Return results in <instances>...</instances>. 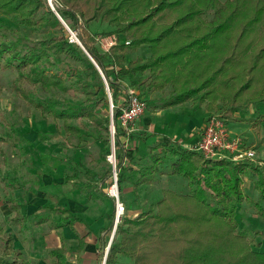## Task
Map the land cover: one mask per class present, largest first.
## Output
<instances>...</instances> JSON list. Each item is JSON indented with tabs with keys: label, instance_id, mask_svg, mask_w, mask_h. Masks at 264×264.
<instances>
[{
	"label": "trees",
	"instance_id": "16d2710c",
	"mask_svg": "<svg viewBox=\"0 0 264 264\" xmlns=\"http://www.w3.org/2000/svg\"><path fill=\"white\" fill-rule=\"evenodd\" d=\"M2 1L0 8L11 13H20L28 6L37 16L34 24L49 35L31 43L21 36L0 42V68L14 72L19 83L41 88H58L61 78L51 74L63 72L85 99L69 103L36 97L15 87L21 97L45 117L59 122L55 124L64 131L72 128L67 122L72 119L97 121L95 132L101 141V153L90 165L78 161L71 175L64 177L75 181L74 187L85 199L101 201L109 197L103 189L112 182V167L105 163L112 151L107 135L111 120L105 85L111 94L112 122L116 126L113 147L118 190L125 182L136 190L150 181L164 158L155 147L156 153L145 158L146 165L137 163L135 152L125 150L120 142L123 133L117 129L116 119L122 106L118 105V96L123 95L125 104L126 86L138 90L142 98L164 91L160 97L164 108L190 99L213 101L225 95L233 106L224 111L227 117L239 109L240 94H259L255 103H264V1L55 0V11L65 26L45 0ZM97 20L113 27L107 35H114L115 43L106 51L96 46L84 27ZM68 29L78 43L69 40ZM142 47L147 48L146 57L133 59V53ZM82 48L90 59L83 55ZM240 79H245L244 83L233 91V82ZM103 108L106 113L96 117L95 112ZM9 130L15 135L11 141L19 140L21 134L15 131V123ZM0 136L5 141L9 133L4 131ZM168 150L170 155L177 154L171 174L186 178L190 193L164 190L159 200L132 219L122 216L106 264L115 263L118 256L131 258L134 264H264V251L251 248L253 241L235 221L237 209L249 201L241 186L251 164L224 159L204 161L198 152L178 146ZM251 168L257 173L254 187L259 192L258 201L252 205L264 220V174ZM114 216L115 211L109 215L106 235L113 228ZM261 235L264 239V233ZM107 243L103 240L101 252ZM49 254L63 259L60 249Z\"/></svg>",
	"mask_w": 264,
	"mask_h": 264
},
{
	"label": "crops",
	"instance_id": "0c3cea01",
	"mask_svg": "<svg viewBox=\"0 0 264 264\" xmlns=\"http://www.w3.org/2000/svg\"><path fill=\"white\" fill-rule=\"evenodd\" d=\"M143 52L142 58L147 55L145 47ZM188 102L150 110L137 120L129 134L122 132L120 142L125 150L135 152L137 163L146 165L145 158L156 151L162 152L164 157L160 162L161 169H157L155 174L162 171L160 180L155 181L153 175V178L149 177L150 181L137 186L136 190L130 182H125L118 190L125 217L132 219L159 200L164 190L188 194L189 190L183 192L184 181L171 174V165L177 154L169 155L168 150L175 149V146L193 150L202 134L205 109H183L182 106H189ZM252 112L263 117L264 103L242 116L233 112L232 117L226 120L231 136H244L248 142L254 138L253 127L247 126L248 123H243L246 124L244 127L240 124L241 118L248 120ZM44 130L49 138L46 137L38 146L29 138L25 144L29 155L25 159L18 156L17 142L7 143L0 136V264H97L102 259L99 253L103 240H107L106 229L110 225L109 215L114 211V201L110 196L101 201L85 199L74 187L73 179L65 180V175H71L74 167L67 136L56 124L47 125ZM262 139L260 136L257 140L264 144ZM2 145H6L10 157ZM155 147L158 150L155 151ZM139 158H144L142 163ZM103 190L106 192V188ZM154 194L159 197L151 202L149 199ZM133 199H137V205L131 208ZM109 201L112 205L106 208ZM59 249L63 259L49 254ZM120 258L123 256H118L113 264H121ZM129 264H134L133 259L129 258Z\"/></svg>",
	"mask_w": 264,
	"mask_h": 264
},
{
	"label": "rangeland",
	"instance_id": "374dc122",
	"mask_svg": "<svg viewBox=\"0 0 264 264\" xmlns=\"http://www.w3.org/2000/svg\"><path fill=\"white\" fill-rule=\"evenodd\" d=\"M220 1L224 2L226 0H220ZM254 1H258V0H254ZM259 1H264V0H259ZM1 2L3 1L0 0V3ZM45 2L47 3L49 8L50 7L54 8L57 5L55 0H45ZM29 10L30 8H28V6H24L20 10V13L19 12L11 13L8 11V9L2 10L0 8V42L12 40L16 36H21L22 38H24V41L28 43L36 42L38 40H42L48 37L49 34L45 33L39 25L34 24L35 21H37L36 18L37 16L35 14H31ZM84 27L86 31L92 35L93 39L96 42V46L104 50L103 49L104 46L102 44L105 43L106 39L108 40H110V38L112 39V35L108 36L107 34L108 33L110 34L112 32L113 27L109 26L107 23L102 22L100 20L91 21L88 24H86ZM70 32L71 34L73 33V36L75 37L74 32L72 31ZM52 34L53 33L50 32V35ZM143 48L144 47H142V49H140L139 51L133 53L131 57L133 59L136 57H142V54L144 53ZM252 52L254 53L255 51ZM82 53H84L83 55L87 59H90L87 53L85 52L84 48H82ZM51 76L61 78V85L59 86L60 88L59 87L41 88L40 86L39 87L33 86L29 83H19V81L15 79L16 74L14 72H12L11 70H7L5 68H0V133L7 131L9 133V136L5 141H7V143H11L12 142L11 140L15 139L13 138L15 137V135L11 132V130H9V128L11 127V124H13L15 121L16 128L18 132L21 134L19 140L18 139L15 140V142H17V153L21 159H25L26 155L27 156L29 155V153L26 152L25 150V144L27 141H29V138L31 143H35L38 146L39 144H41V141H45V140H40V137H44L45 139L46 137H48L47 135L48 132L44 130L47 127V125L55 124V123H57V125H60V123L57 122L56 120L54 121L52 118L48 116L45 117V115L41 111H38L35 108H33L27 99L21 97L20 91L29 92L30 94L32 93L36 97H53L59 100H66L69 103L72 102L75 104L80 103L85 99V96H83V94L78 89H76V87L72 84L70 79L66 77L63 72L54 73L51 74ZM244 81L245 79L242 80L240 79L237 80L236 82H233V91H236L239 88L238 86L243 84ZM15 87H19L21 90L17 91ZM105 91L107 93L108 100L109 97L111 99V94L107 90L106 85H105ZM163 92L161 91L158 93L156 92L152 93L149 95V98L147 97L142 98L140 96L143 102L145 103L146 108L142 113V115L137 120H139L141 117H144V115H146V113L150 110L156 111L164 108L161 107L162 105L161 101L163 99L162 98L160 99V97H162V95L164 94ZM240 95L241 96L237 100L239 104V105L237 104L239 106V109L236 112H238L239 115L242 116L248 114V112L251 109H255V106H257L255 100L260 98V96L259 94L256 93L250 94V91ZM122 97L123 95L118 96V105L120 106H123ZM208 99L205 98L203 102H199L198 99H190L188 102L189 106H182V107L183 109H185L186 107L188 108L190 107L194 109H205L206 115L203 117L204 118L203 126L206 120L208 119V117L212 115H217L222 117L225 121V124H227L228 122H226V120L227 118H231L232 114L229 115L230 117H227V115L225 116L224 111L228 110L227 108H233V106L230 105L229 97L224 95V97L221 96L218 98H213V101L209 99L210 103L208 102L209 101ZM224 100H226L229 103V105L225 106L226 103L224 102ZM219 103L221 105H219ZM207 104H209V106H206ZM110 112L111 111L109 110L108 112L109 115ZM104 113H106V110L103 108L100 113L95 112V115L96 117H100ZM196 118H199V116L196 115ZM111 121H113L112 118ZM199 121H201V118H199ZM240 121L242 127H244L243 125H246L243 123H248L247 126L250 125L253 127V129L251 128V131L253 132L252 136H254V138L252 137V139L248 142V140H244V136L243 137L234 136V137H237L239 139V146L242 151L245 152L251 151L253 152V155L252 157L244 158L235 162H244L251 164L254 168H256L259 171H262L264 174V144L261 143L262 141L260 142L259 140H257L260 136H263L264 139V124L263 125L260 124L264 122V116L258 117L256 114L253 115L252 112V116L248 120H244L241 118ZM67 122H69L68 123L69 125L70 124L72 125V128L64 131L63 133L66 132L67 134L66 136H68L67 143L70 145V151L72 154L71 161L73 162L74 166L77 165L78 161H83L85 164L87 163L88 165H90V163L96 160L98 155L101 153V149H100L101 141L99 140V138L97 137V133L95 132V129L98 128V126L96 125L97 121L92 118L91 120H89L88 118L85 117L82 119L79 118L72 119ZM113 127L115 132L116 126L113 125ZM55 129L56 128H53V130ZM117 129L119 128L117 127ZM75 130L78 131L79 135L81 134V137L77 136V134L74 132ZM101 132L104 135L105 132L103 130ZM110 132L111 129L109 124L107 128V133H108L107 135H109L110 137L109 146L111 149L112 135L110 134ZM54 133L55 131L53 132V134ZM201 135L199 139L201 138ZM53 137H55V135H53ZM234 137L230 135L231 139ZM255 139L256 142L254 141ZM2 146H3L2 149L5 151L7 156L10 157V153L6 145H2ZM19 148L21 149L18 150ZM203 160L205 161L206 158H203ZM105 163L109 164L106 159H105ZM161 165L162 163H159L157 169H161ZM251 165L250 168L247 170V172L243 175L244 178L241 186V189L246 199H248L249 201L243 202L240 205V207L237 209L235 221L238 222L239 228H243L247 231V235L253 241L251 248L253 250L264 251V239L261 235L264 233V220L257 213V208L254 205H252V203L258 201L259 199V192L254 187V183L258 179V176L257 173H255L252 170ZM161 172H158V175H155L156 178L155 181L160 180L159 174H161ZM175 178L184 181L183 186L185 187L183 192H188L189 189H188L187 179L177 174L175 175ZM158 197H159L158 195L154 194L153 196L150 197L151 199L149 200L152 202L157 200ZM136 201L137 199H133L130 201L131 208H134L135 205H137ZM110 204L112 205L111 201H109L106 204V208ZM110 234L107 235V241H109ZM112 239L113 240L115 239V235H113ZM258 244L259 247L257 246ZM120 259H121V264H129L128 257H123Z\"/></svg>",
	"mask_w": 264,
	"mask_h": 264
},
{
	"label": "built area",
	"instance_id": "2783aa9c",
	"mask_svg": "<svg viewBox=\"0 0 264 264\" xmlns=\"http://www.w3.org/2000/svg\"><path fill=\"white\" fill-rule=\"evenodd\" d=\"M68 32L70 30L68 29ZM73 33L69 36L70 41L77 42L76 37H72ZM115 43V37L112 39L105 41L102 45L104 46V50H108ZM127 44V43H125ZM108 90V89H107ZM126 100L125 104L120 109V112L117 116V127L124 135L130 133L133 130L137 119L144 112L146 105L143 100L139 96V91L135 88L129 86L125 87ZM112 118V109L110 112V120ZM110 134L112 135V144H111V153L106 156V160L111 165V184L106 188V193L109 195L114 201V211L115 216L113 220V228L111 230L110 238L106 246H104L102 251V259L97 264H106L107 252L109 246L112 242L113 235L115 234L116 228L118 226V222L122 218L125 213L124 205L119 199L118 194V184H117V171H116V158H115V150H114V127L113 122L110 123ZM192 149L203 156V158L220 161L221 159L229 160V161H238L244 158L252 157L253 152H245L242 151L239 146V139L237 137L230 138V133L226 128L225 121L222 117L217 115H212L208 117L206 122L204 123L201 138L195 143ZM124 161H126L124 159Z\"/></svg>",
	"mask_w": 264,
	"mask_h": 264
},
{
	"label": "water",
	"instance_id": "95a60500",
	"mask_svg": "<svg viewBox=\"0 0 264 264\" xmlns=\"http://www.w3.org/2000/svg\"><path fill=\"white\" fill-rule=\"evenodd\" d=\"M50 10L53 11V12L55 13V15L57 16V18H58V19L61 21V23L65 26L64 22L62 21V19H61V18L58 16V14L56 13L55 9L50 7ZM110 102H111V99H110V97H109V106H110V111H111V109L113 108V106L111 105Z\"/></svg>",
	"mask_w": 264,
	"mask_h": 264
}]
</instances>
